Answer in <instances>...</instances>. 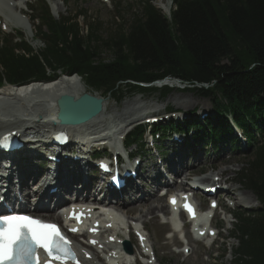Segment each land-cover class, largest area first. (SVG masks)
<instances>
[{
	"label": "trees",
	"instance_id": "trees-1",
	"mask_svg": "<svg viewBox=\"0 0 264 264\" xmlns=\"http://www.w3.org/2000/svg\"><path fill=\"white\" fill-rule=\"evenodd\" d=\"M175 2L171 21L148 5L142 18L107 40L101 36L102 23L90 22L85 37L76 18L56 22L46 9L50 32L46 49L35 53L23 45L29 55L25 57L5 45L0 50L5 77L18 86L47 83L62 70L79 75L91 89L119 102L138 92L167 98L173 89L152 84L171 77L187 84V91L210 99L216 116L206 125L190 123L218 150L227 139L238 141L228 117L245 130L249 159L242 180L262 206L242 218L234 264H264V0ZM104 49L111 52V59L102 57ZM171 130L183 132L176 126ZM141 134L142 128L132 134L138 146ZM127 143L134 142L128 138Z\"/></svg>",
	"mask_w": 264,
	"mask_h": 264
},
{
	"label": "rangeland",
	"instance_id": "rangeland-1",
	"mask_svg": "<svg viewBox=\"0 0 264 264\" xmlns=\"http://www.w3.org/2000/svg\"><path fill=\"white\" fill-rule=\"evenodd\" d=\"M25 1L26 0H17L16 1L18 2L17 5L19 4L21 5L18 9L13 8L12 13L13 14L26 13V11L24 10L26 8ZM114 1L115 0H113V2ZM140 1L141 0H131L134 8L137 9V5ZM167 1L170 2V0H156L155 5L162 11H163L162 9L163 5H165V9H168L169 7V10L163 11V14L168 15L170 13V8L172 6H170V4H168ZM48 2L52 4L53 11L52 8L50 11L55 20L59 21L63 17L72 18L73 16H76V19L80 23L84 36L88 35L87 24L89 18L90 20H96L97 22H101L103 24L101 36L105 40H107L108 38H110V36H112L115 32H117L120 29V27L128 28L130 25L128 20H132L131 13L129 16L128 15L118 16V14L116 15L114 11H110L107 8V6L101 4L97 0H54V1L48 0ZM23 3L25 4L23 5ZM55 10L59 11V14H57ZM80 12H87L86 18H83L82 15L83 13L81 14ZM132 12H135V9L132 10ZM122 17L123 20L121 19ZM4 20H5V25L7 27H10L12 32L11 34H9L11 38H8L10 42L12 38H16V37L13 36L14 32H13L12 24L7 23L6 18ZM43 26L44 25H42V27ZM33 31L34 33L31 32L30 35L34 34L35 39L34 41L29 39L30 44L33 48L35 47L34 48L35 50H41L45 47V44L43 40L37 35V31L36 30ZM3 37L4 36L0 31V48L3 46L4 43H6V41H3ZM102 57L106 60H109L111 59L112 54L109 50L104 49L102 51ZM225 63H228L227 60L225 61ZM83 84L87 92L91 94L92 93L96 94L93 90L87 87L84 82ZM99 94L102 95L101 92H99ZM106 103L108 104V114H107L108 121L106 124L109 125L112 123L110 127H113L114 130H117L116 126L120 124L124 126V130H123L124 132H129L131 129L137 126V124L144 123L146 118H150L144 116L143 114L145 113H149V116L164 117L170 112H175L176 119L177 118L183 119L186 117V113L193 114V112L196 111L197 115H199V113L202 112L201 115L203 116L205 111L214 110L213 102L210 99H205L194 92H186L183 89L173 91V93H171L167 98L161 97L159 93L151 94V95L140 94L136 96L131 95L127 97L123 102H116L113 99H106ZM172 116L173 114L169 115V117ZM104 128H101L100 130H103ZM118 137H120V134L115 138L116 144H120V140ZM169 146L173 147L174 144L170 142ZM230 148H231L230 144L229 142H227L226 148L225 150H223V152L220 153L209 152L206 154L204 151H201L196 155V157H193V155L179 150L178 153H185V156L180 157V159L178 160L181 161L185 160L184 167L186 169L184 172L181 173L180 176L182 177V179L187 177L189 175V172H191L190 174H192L193 171H195L193 173L206 172L204 178H208V176L210 177L212 175L211 170L214 171L216 170L215 174L224 173L225 177L229 179H235L236 183H234L232 187L234 189H238L240 197H244L247 200V202L242 204L241 206L236 205L234 209H231L233 213H237L240 212L242 209H246L248 207L256 205V203L254 204L249 203L251 202V200L247 194L248 192L246 188L239 183V173L242 167L246 166L248 159L246 158V155L244 153L240 151H236V152L231 151ZM127 152H136V147L130 148ZM104 153H105L104 151L101 152V156H103ZM148 162H150L149 159ZM164 166L169 168V165H167L166 162ZM145 184H147V186L150 185L147 182H145ZM147 190L152 192V188L150 187ZM148 191H145L144 193L148 194ZM155 198H159V197L155 196ZM127 201L130 203V205L127 206L126 208H131V206H133V204H131V199L128 198ZM252 201L257 202L256 197ZM161 204L163 205L166 204L164 199H161ZM146 205L148 206L152 205L153 207H159V209H161L158 202L152 201L148 204L141 205V207H139L140 211L124 210V214L128 216L131 215L133 218L137 219L138 222H140L142 225H145L147 227L151 236V240L153 241V243L157 248V254L160 261V263L158 264H233V252L238 247L239 242L236 240H231L226 245L221 244L227 240L230 233L234 232V230L233 232L231 231V228L235 229L236 226L234 227L232 223H228V224L223 223L220 239L215 244V246L217 247L214 248L215 247L214 246L212 250L205 249L202 245L193 243L188 237H186V241H188L191 244V246L193 245L195 247L193 254L190 257H187L183 254H178L177 248L173 247V245L177 243V241H179L177 236L173 235L169 238L168 241H165V235L169 233L170 228L168 226L161 225L163 223L162 219L161 218L156 219V213L154 214L153 212H151V213L141 214L142 210L144 212L146 211V209H144V206ZM158 215L162 216L164 214L162 212H157V216ZM219 220L220 218L218 217L217 222ZM166 246H168V248H166ZM218 247H222L225 250L220 259H215L214 257L217 256V252L214 250H216Z\"/></svg>",
	"mask_w": 264,
	"mask_h": 264
},
{
	"label": "bare ground",
	"instance_id": "bare-ground-1",
	"mask_svg": "<svg viewBox=\"0 0 264 264\" xmlns=\"http://www.w3.org/2000/svg\"><path fill=\"white\" fill-rule=\"evenodd\" d=\"M55 12L59 14V11L55 10ZM10 19L13 22H15V28H21L28 34L31 33V26L27 21L19 20L16 16H12ZM85 93H89V92L86 91L83 82L77 76H74V77L61 76L55 81L48 82V83H29L21 87L7 86L5 88H2L0 89V135L15 131V130H22L23 131L22 137H25L31 134H40V135L43 134L44 137L50 136L51 131L57 129L53 125L55 119H54V115H52V110L54 109V105H56V100L61 95H64V94L72 95L75 98H79ZM91 95L95 97H101V94H98V93L91 94ZM107 114H108V104L105 103L104 111L101 114V116H99L97 119L91 121L90 123L84 126L71 128V129L78 130L81 133H86L87 130L94 131L98 129L99 126L103 124L105 125L107 123L106 122ZM32 116H35V118H38V117H41V118L32 119L31 118ZM103 136H105V134H103ZM85 143H86V139H83V144ZM27 152L28 150L26 149V153ZM184 162L185 160L184 161L179 160L177 164L175 163L172 168L173 171L179 177L181 173L185 170ZM22 169H23V172H22L23 174L26 172H35V171H30L29 168H22ZM155 170H157L156 167H155ZM77 180H78V177L75 175L71 176V178H67L66 176H64L63 183H61L60 187L64 188L66 193H71L74 191V184L76 183L75 181ZM39 181L40 180L38 179L37 183H39ZM65 182L68 183V186L65 184ZM152 183H153L152 185L153 195H149V198L147 201H142V198L137 196L134 198L133 206H131V208L125 207L126 209L122 208V210L140 211L139 207H141V205H145L152 201H155L159 203V206L161 207L160 209L161 211H163L164 213H168L167 205L161 204V199L155 198V196H157L160 186L165 185V186L170 187V182L165 180L163 176L161 177L158 176L153 180ZM181 184L185 185L183 182ZM210 186H214V185L211 184ZM43 187L44 185L41 186L40 189H42ZM137 192L141 194L140 189H138ZM247 194L251 200V202L249 203L250 204L253 203L254 201L252 200L255 199V196L250 192H248ZM231 196L234 199H236L237 205L243 202L239 198L237 191H232ZM107 199L108 198L106 197V200ZM135 204H138V205H135ZM144 209H146V211L144 212L142 210L141 214L151 213V212L155 214L156 210H158L159 207H153L152 205L150 206L146 205L144 206ZM55 215L56 214L54 213V214H51L50 216H45V217L49 219L50 217H53ZM75 238H78V237H75ZM154 247L155 245L153 244V248Z\"/></svg>",
	"mask_w": 264,
	"mask_h": 264
},
{
	"label": "snow or ice",
	"instance_id": "snow-or-ice-1",
	"mask_svg": "<svg viewBox=\"0 0 264 264\" xmlns=\"http://www.w3.org/2000/svg\"><path fill=\"white\" fill-rule=\"evenodd\" d=\"M186 207L192 210L191 206ZM37 247L47 251L48 264L52 260L75 258L70 242L56 224L28 216L0 217V264H28Z\"/></svg>",
	"mask_w": 264,
	"mask_h": 264
},
{
	"label": "water",
	"instance_id": "water-1",
	"mask_svg": "<svg viewBox=\"0 0 264 264\" xmlns=\"http://www.w3.org/2000/svg\"><path fill=\"white\" fill-rule=\"evenodd\" d=\"M167 82H161L164 85ZM178 83V82H176ZM103 99L84 95L79 100L65 95L57 101L59 106L58 119L64 125L80 126L98 117L103 112Z\"/></svg>",
	"mask_w": 264,
	"mask_h": 264
}]
</instances>
